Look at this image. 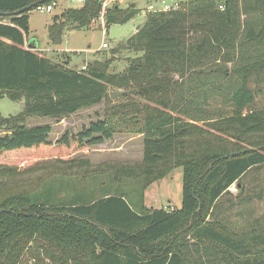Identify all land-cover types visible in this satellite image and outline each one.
<instances>
[{
    "label": "trees",
    "instance_id": "trees-1",
    "mask_svg": "<svg viewBox=\"0 0 264 264\" xmlns=\"http://www.w3.org/2000/svg\"><path fill=\"white\" fill-rule=\"evenodd\" d=\"M59 1L67 0H0L8 14L0 16V98L24 103L21 113L0 116V264H264V0H186L150 12L111 51L141 54L121 73L109 72L110 61L83 71L55 64L29 43V12ZM99 12L97 0H83L54 16L51 46ZM138 12L115 4L106 28ZM113 90L125 94L111 98ZM103 102L112 104L106 118L55 143L49 126L26 125ZM119 128L142 137L141 163L112 173L139 182L138 197L120 188L99 196L102 188L63 177L16 183L38 165L70 164ZM175 169L179 208L146 209L145 189ZM243 206L248 228L238 231L230 223Z\"/></svg>",
    "mask_w": 264,
    "mask_h": 264
},
{
    "label": "rangeland",
    "instance_id": "rangeland-1",
    "mask_svg": "<svg viewBox=\"0 0 264 264\" xmlns=\"http://www.w3.org/2000/svg\"><path fill=\"white\" fill-rule=\"evenodd\" d=\"M186 0H119L117 4L120 8H126L134 4L139 11L138 14L129 22L122 25H110L106 36L101 32L100 22L85 28H74L68 26L62 37V42L57 47H52L49 42L47 28L52 22L54 16L61 15L66 9L74 7L71 0L59 1L57 6L49 14L31 11L28 14V39L33 43L41 56L49 59L55 64H68V67L79 69L83 65L95 61H110V73H121L127 67V58H135L140 53L133 51H122L112 55L111 51L123 40L131 37L136 27H140L146 19V16L155 10H161L165 6L182 5ZM222 1V0H218ZM106 48H102V44ZM49 49H55L51 52ZM47 51V52H46ZM115 91V90H113ZM132 99L138 100L135 97ZM112 104L103 102L91 109L82 110L75 115L58 121L52 119H31L26 125L49 126L51 133L49 139L55 143L59 137L67 132L76 134L84 127L99 119H104L107 110ZM24 109V103L12 102L6 97L0 98V116L8 118L21 113ZM106 115V116H107ZM106 118V117H105ZM121 133H116L110 140L102 145L87 147L76 152L73 161L67 165H61L54 162H47L38 165L24 175L15 177L18 185H35L39 176L42 179L49 177L69 178L71 182L78 180L85 181L86 189L97 190L102 188L101 196L104 195V189H108L110 194L116 193L120 188L121 192L127 198L139 196L140 184L134 180H113L112 173L114 169L120 167H133L141 163L142 160V137L135 132H126L119 128ZM130 130V129H129ZM0 135L2 133L0 132ZM34 157V155H33ZM181 169L173 170L168 177L151 186L147 187L143 193V204L146 209L164 208L177 209L181 203ZM82 178V179H81ZM32 184V186H33ZM81 185V183H80ZM231 192L235 193V186L231 187ZM108 192V193H109ZM98 194V192H97ZM43 199L39 193L35 194V199ZM247 206H243L236 211L234 221L230 223L232 229L242 231L248 228Z\"/></svg>",
    "mask_w": 264,
    "mask_h": 264
},
{
    "label": "built area",
    "instance_id": "built-area-1",
    "mask_svg": "<svg viewBox=\"0 0 264 264\" xmlns=\"http://www.w3.org/2000/svg\"><path fill=\"white\" fill-rule=\"evenodd\" d=\"M98 4L100 5V12L97 18L93 19L90 22V26L96 24L97 22H100V28H101V32L104 36H106L107 34V30H106V19H105V15L106 12L109 8H111L112 6H114L115 4H117V2L119 0H97ZM83 2V0H71L72 4H76V3H81ZM56 7V4H42V5H37L34 8V11L38 12V13H51L53 11V9ZM178 5H174L172 7H168L165 6L164 8L161 9V11H169V10H174L177 9ZM221 9V7H220ZM107 45L104 43L102 44V48H106ZM86 67L83 65L81 68L77 69L79 71H83L85 70Z\"/></svg>",
    "mask_w": 264,
    "mask_h": 264
},
{
    "label": "water",
    "instance_id": "water-1",
    "mask_svg": "<svg viewBox=\"0 0 264 264\" xmlns=\"http://www.w3.org/2000/svg\"><path fill=\"white\" fill-rule=\"evenodd\" d=\"M34 5H35V4H33L32 6H34ZM32 6H30V7H32ZM132 6H134V4H132ZM30 7L22 8V9L16 11V12H14L13 14H20V13H23V12L27 11ZM6 15H8V14H6V13H0V16H6ZM138 29H139V27L136 28V31H137ZM124 94H125V92L114 91V92H111V93H110V97H111V98H112V97H118V96H122V95H124Z\"/></svg>",
    "mask_w": 264,
    "mask_h": 264
},
{
    "label": "crops",
    "instance_id": "crops-1",
    "mask_svg": "<svg viewBox=\"0 0 264 264\" xmlns=\"http://www.w3.org/2000/svg\"><path fill=\"white\" fill-rule=\"evenodd\" d=\"M139 27V26H138ZM137 28V27H136ZM135 31H136V29H135ZM135 33V32H134ZM30 43V42H29ZM31 44H33V43H31ZM58 46V45H57ZM57 46H52V47H57ZM36 50H38V51H40L39 49H36ZM51 52H54V51H56L55 49H49ZM47 52V51H46Z\"/></svg>",
    "mask_w": 264,
    "mask_h": 264
}]
</instances>
